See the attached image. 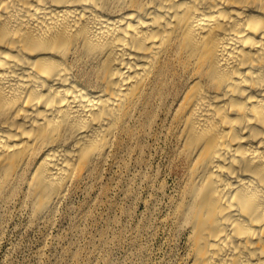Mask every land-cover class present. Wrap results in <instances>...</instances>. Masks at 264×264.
Instances as JSON below:
<instances>
[{
    "label": "bare ground",
    "instance_id": "obj_1",
    "mask_svg": "<svg viewBox=\"0 0 264 264\" xmlns=\"http://www.w3.org/2000/svg\"><path fill=\"white\" fill-rule=\"evenodd\" d=\"M158 99L185 264H264V0H0V207L56 210Z\"/></svg>",
    "mask_w": 264,
    "mask_h": 264
},
{
    "label": "rangeland",
    "instance_id": "obj_2",
    "mask_svg": "<svg viewBox=\"0 0 264 264\" xmlns=\"http://www.w3.org/2000/svg\"><path fill=\"white\" fill-rule=\"evenodd\" d=\"M163 100L56 210L34 217L17 198L0 207V264H185L175 209L183 181Z\"/></svg>",
    "mask_w": 264,
    "mask_h": 264
}]
</instances>
